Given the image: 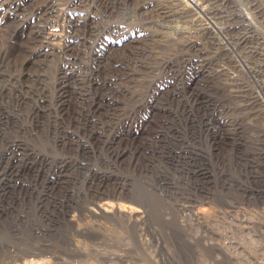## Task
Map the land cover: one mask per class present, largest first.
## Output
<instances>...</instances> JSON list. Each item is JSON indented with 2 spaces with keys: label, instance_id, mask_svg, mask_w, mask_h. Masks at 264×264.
<instances>
[{
  "label": "rangeland",
  "instance_id": "1",
  "mask_svg": "<svg viewBox=\"0 0 264 264\" xmlns=\"http://www.w3.org/2000/svg\"><path fill=\"white\" fill-rule=\"evenodd\" d=\"M15 1L11 18L0 0V264H264V0L218 1L237 37L250 22L241 42L206 0ZM66 3L100 22L71 60ZM41 39L53 49L33 56ZM73 60L90 90L74 123L57 113ZM126 130L144 150L115 158Z\"/></svg>",
  "mask_w": 264,
  "mask_h": 264
},
{
  "label": "bare ground",
  "instance_id": "2",
  "mask_svg": "<svg viewBox=\"0 0 264 264\" xmlns=\"http://www.w3.org/2000/svg\"><path fill=\"white\" fill-rule=\"evenodd\" d=\"M9 3V6L6 10V14L14 18L18 11V4L15 0H6ZM220 0H206V3L203 4V10L206 13H210L216 15L221 20H226V30L236 35L235 25L233 22H236L238 19L233 18L234 15L224 14L225 10L223 9V2L219 3ZM255 4V8H258L261 12H264V9L260 7L255 1H252ZM200 3V2H199ZM264 6V5H263ZM54 10V6L52 3L47 2L43 6H39L35 15L34 22L32 23V27L30 29L33 37L39 34L42 30L43 25L47 22L48 19L52 17V12ZM64 15L69 20L70 30L65 36V40L56 48L58 53H63V56L66 59H72L76 57V55L82 51L86 47V38L85 36H90L93 32H95L97 26H99L100 22L97 18L95 12H91L89 14L78 10L70 3H66L63 8ZM160 17L162 19H166L167 15L160 13ZM208 17V16H207ZM237 17V15H236ZM209 19V17H208ZM241 19L245 20L242 16ZM210 20V19H209ZM208 23V22H205ZM249 26L251 27L250 22L248 21V25H246V29L249 30ZM252 28V27H251ZM246 30V31H247ZM244 32L240 37H237V42H241V39H245L249 37L250 34ZM250 31V30H249ZM53 42L47 39H41L31 46V52L33 56L42 55L45 53H49L50 49H53ZM76 53V54H75ZM136 62L139 60L136 58ZM113 78L110 77L109 81H112ZM58 88H59V99L57 105V113L59 116L63 117V120H67L69 122H76L80 119L81 115L87 112L89 108L88 103L85 101L90 94V90L84 86L81 78V70L80 67L76 64L75 60L72 62H68L67 65L63 67L58 73ZM69 97H72L74 103L71 105L70 109L66 110V106L68 103ZM91 102V101H89ZM86 106V109H85ZM113 115V112L109 113V116ZM215 136L213 140L215 142L221 143L224 138L222 137V132H215ZM141 130H134L129 132L126 130L124 134H121L118 137V141L121 147V150L118 151L117 147L114 149V157L120 158L124 154L131 152L132 155H135L137 152L144 150L143 138L140 137ZM212 136V135H211ZM235 138V137H232ZM236 142V138L235 141ZM58 145L60 147H65L67 149L74 148V139L71 135L68 134L66 130L62 131V134L58 140ZM57 167L51 175L49 182L51 184V190H48L44 195V199H53L55 198V193L52 194V189L57 183L58 185L62 182H65L68 178V173L74 165L69 160V156L67 154H63L61 158L57 162ZM29 259L31 261H42L43 256L39 254L29 255ZM44 260V259H43ZM24 262V261H23Z\"/></svg>",
  "mask_w": 264,
  "mask_h": 264
}]
</instances>
